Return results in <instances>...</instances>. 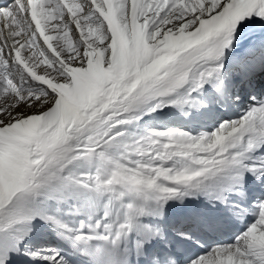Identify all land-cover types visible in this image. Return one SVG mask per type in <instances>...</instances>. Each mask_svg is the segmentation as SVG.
I'll use <instances>...</instances> for the list:
<instances>
[{"label": "snow or ice", "instance_id": "snow-or-ice-1", "mask_svg": "<svg viewBox=\"0 0 264 264\" xmlns=\"http://www.w3.org/2000/svg\"><path fill=\"white\" fill-rule=\"evenodd\" d=\"M261 92L264 0H2L0 264H264Z\"/></svg>", "mask_w": 264, "mask_h": 264}, {"label": "bare ground", "instance_id": "bare-ground-1", "mask_svg": "<svg viewBox=\"0 0 264 264\" xmlns=\"http://www.w3.org/2000/svg\"><path fill=\"white\" fill-rule=\"evenodd\" d=\"M205 96H207V92L205 93ZM201 112H204L203 109L200 110ZM205 116H207V113H205ZM154 119L159 121V122H164L166 123L165 126H176L177 124H182L183 126L187 127L188 129H191L193 134H196V132L200 131L201 129V124H205L206 119L204 117H202L200 119L199 124H192L189 120L184 119L183 115L181 114V112L176 109V108H164L162 110H159L156 113H151L150 115H145L142 120L140 121L139 125H137L133 131L139 130V126L140 125H148L150 123L154 122ZM165 126H163V128H165ZM169 127V128H170ZM141 132H143V130L136 131V134H142ZM28 241H26L27 243ZM23 247V245L21 246ZM13 264H24V263H32L33 261H31L30 259H28V257L23 256V255H17L16 253H13ZM36 263V262H35Z\"/></svg>", "mask_w": 264, "mask_h": 264}, {"label": "rangeland", "instance_id": "rangeland-1", "mask_svg": "<svg viewBox=\"0 0 264 264\" xmlns=\"http://www.w3.org/2000/svg\"><path fill=\"white\" fill-rule=\"evenodd\" d=\"M168 127H170V126H168ZM174 127H176V126H173V127L171 126L170 128H174ZM33 241H36V238H34Z\"/></svg>", "mask_w": 264, "mask_h": 264}]
</instances>
